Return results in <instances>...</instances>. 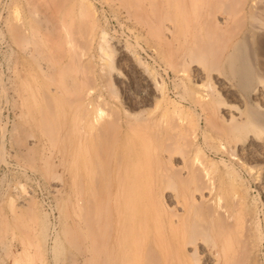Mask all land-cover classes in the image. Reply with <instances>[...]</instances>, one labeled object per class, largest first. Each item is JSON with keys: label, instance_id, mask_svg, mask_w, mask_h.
Masks as SVG:
<instances>
[{"label": "rangeland", "instance_id": "1", "mask_svg": "<svg viewBox=\"0 0 264 264\" xmlns=\"http://www.w3.org/2000/svg\"><path fill=\"white\" fill-rule=\"evenodd\" d=\"M23 25L33 30L32 36L27 37L25 42L21 37L25 28ZM139 27L140 25L118 3H109L106 0H0V264H57L52 259V241L58 237V241L68 248L67 236L64 232L65 226L75 229L79 223H83L88 191L87 172L84 168L86 159L84 156L81 158L80 177L76 186L72 160L68 154H63L69 147V136L67 138V133H65L64 137V130L70 128L72 117L75 114L74 107L69 104L74 96L72 94L74 92L69 88L70 84H73L71 81L77 79L76 81L80 80L84 83L85 78L87 80L88 76L94 74L98 80L92 77L97 82L89 77L83 84V89L84 87L87 89L86 87L95 83L98 85L95 87L96 92L105 94L106 98L112 100L113 105L116 104L119 109L133 108L132 110L136 113L143 112L141 114L143 117L140 116L141 120H139L144 124L138 120L135 121L138 122L137 124L133 123L136 130L144 129V132L149 130L148 120H151L153 125L147 132L155 130V127L158 129V131L156 129L151 132L154 141H156L152 142L153 138L149 139V142L147 141L142 150L140 149L136 154L140 157L139 166L142 165V168L138 166V171L141 168L143 170H140L141 172H145V170L151 172L153 180L150 183L153 186L155 185L154 180L157 178L155 175L166 172L165 168L168 166L181 169L186 177L189 171L188 167H191L192 164L197 169L199 168L202 177L200 180L203 181H198L200 184L196 182V185L191 184L186 187L179 181L180 187H166L162 195L161 189L155 185L154 191L156 192L153 196L161 200L167 211L174 210L182 213L181 207L184 208L183 203L188 199L189 192L194 191L196 200H199L201 190H204L206 199L205 201L202 199L204 205H201L212 206V208L223 205L228 213H233L234 218L231 221L236 225L233 242L235 239L244 238L250 229L254 235H257L253 236L255 239L253 240V242L255 241V245L253 243L254 250H252L247 264L254 262L264 264V145L251 144L248 146L246 143H242L241 147L234 146V143L231 142L219 148L210 145L209 141H203L204 138L201 134L206 126L202 111L200 108H197L196 112L194 109L191 110L190 108H194V104L189 101V97L182 98L181 94L185 84L190 87L196 86L192 81H199L200 84L206 81V83L215 84L216 88L220 89L222 86L219 82L226 77V68L225 70L223 67L215 69L209 63H207L208 65L199 63L200 68L192 65L186 67L187 73L186 71L175 73L168 62L162 59L149 44L145 45L147 43L142 38L144 36L147 38V35L143 28ZM27 32L30 30L27 29ZM138 34L139 37H142V40L140 39L142 43L135 41V36ZM89 37L92 38V41ZM69 40H73L72 45L69 44ZM99 43H103L106 47L103 57ZM70 45H74L73 49ZM38 52L43 56L36 54ZM89 58H93L92 62L94 61L90 65ZM66 61L71 63L75 61V64L65 63ZM146 65L149 66L146 68ZM47 66H51L56 72ZM61 67L64 69L59 71ZM77 67L78 69H76ZM91 67H95L93 71ZM100 69L103 70L104 75L99 74L102 73ZM109 73L110 75H107ZM70 75L73 76V79L69 78ZM105 80L107 83L104 82ZM176 80L181 83L179 87L181 89L176 87ZM68 82H70L69 86ZM102 83L103 85L105 83V86L101 85ZM95 84L93 85L96 86ZM159 90H162L161 94H159ZM111 92L117 94L113 93L111 96ZM202 93L205 94V92ZM216 93L230 103L236 104L235 98L228 95L227 92H207V95L213 97ZM42 95H50L54 100L53 111L59 129L54 140H51L40 128L38 103L46 99V96ZM151 96H153L152 99H155L152 100ZM156 99H162V101ZM157 101L160 103H157L156 107ZM136 104L137 108H135ZM108 109L110 108L106 110ZM147 112L150 115L153 114L149 115L151 119L149 116L147 117ZM220 113L221 110H218L219 116L213 117L217 122L219 121L217 119H220ZM163 114H169L172 121L168 119V116L164 117ZM179 116L186 121L183 129H188V126L186 127L188 123L193 125L196 122L194 119H198L199 116L201 130L197 131L196 142L191 145V148L189 145H185V137H181V143L179 142L181 146L179 145L175 150L182 148V153L173 150L170 165L169 160L164 156L165 153H160L159 156L160 158L162 156L163 160L156 158V155L158 156L161 151L158 143L163 131L167 132L170 129L172 132L180 131L178 119H182ZM189 117L193 119L194 123L190 120L187 121ZM155 118L158 122L164 120V122H159L160 124H165L166 120H169L170 124H165L168 129L166 130L165 125L160 129L159 123V126H156ZM139 124L143 125L139 126ZM153 126L155 127L153 128ZM192 130H188L189 133ZM208 132L205 134L209 137L212 132ZM83 145H86V142ZM194 145L197 146V150ZM28 147L31 149L27 150ZM187 147H189L187 149L189 152L185 151ZM190 158L192 160H189ZM185 160L193 162L187 164ZM202 165H205L206 170ZM207 173L208 176L204 177ZM208 177H211L214 184L209 181L211 179L207 180ZM204 184L206 187L212 188L211 193L209 188L201 189L205 187ZM207 189L209 193H207ZM158 202L160 204V201H155L157 211L159 210ZM162 219L165 225L166 217L163 215ZM258 226L260 231L257 230ZM212 230H210V235L215 236H213L214 240L210 235L209 237L212 239L200 240L199 249L202 248L204 251L199 250L200 264H224V261L221 260H224L222 255L226 254L225 252H229L224 256L225 260L228 256L230 257L232 248H228V244L223 245L222 238L223 240L225 238L218 232L216 226ZM45 235H48L47 243L44 240ZM219 235L221 237H218ZM216 242L219 245H216ZM221 244L224 246L223 250ZM46 245L47 247H45ZM239 245L241 246L236 242L233 247L236 248ZM225 247L229 251L222 252L227 250ZM217 250H219L218 253L222 252V255L219 253L218 258L215 255ZM221 256L222 258H220ZM82 258L83 254H79L80 261ZM66 263L72 264L67 258Z\"/></svg>", "mask_w": 264, "mask_h": 264}, {"label": "bare ground", "instance_id": "2", "mask_svg": "<svg viewBox=\"0 0 264 264\" xmlns=\"http://www.w3.org/2000/svg\"><path fill=\"white\" fill-rule=\"evenodd\" d=\"M106 1H109V3H118L119 6L140 25L139 28H143L147 38L145 36L143 38L139 37L138 34V36H135V41L140 43L141 38L143 41L145 39L147 43L145 45L149 44L162 59L168 62L170 68L175 70V73L184 71L187 73L186 67L192 65H196L197 68H200L198 65L199 63H209L212 67H215V69L217 67H219L218 69L223 67V70H225L226 68L225 71L227 72L225 78L227 79L223 78L219 82L222 86L220 89H217L215 84L206 83V81H203L201 84L199 81V83L197 81H192L196 84V86L193 85V87L187 84L184 85L182 82L185 86H182L184 88V90L181 91L182 98H190V100H188L194 104V108L190 106L191 110L194 109L196 112V109L200 108L202 111L200 112L204 117L206 126L204 127L205 130H203L204 136L201 134L204 138L203 141H209V143H211L210 145L219 148L231 142L234 143V146L239 145L241 147L242 143H246L248 146H251V144L259 146L264 145V0ZM24 27L23 36L21 35V37H23V41L25 42L27 37L32 36L33 30L26 26ZM27 29H29L30 32H27ZM89 39L92 41V38L89 37ZM72 41L73 40H69V44L72 45ZM71 45L70 47L72 48L74 45ZM99 45L103 57L104 53H106V47L103 43H99ZM36 54H39V52ZM40 56L42 57L43 55ZM73 56L75 57V55ZM36 58H38L37 55ZM71 58L68 59L72 60ZM92 60L93 58H89V65L94 62H92ZM68 62L69 61H66L65 63ZM148 66L146 65V68ZM211 66L210 68H212ZM47 67L52 69L51 66ZM95 67H91L92 71ZM109 68L111 70V67ZM63 69L64 67H61L59 71ZM73 69H75V67ZM76 69H78V67ZM52 70H54V68ZM100 71H102V73L100 72L99 74H103V70L100 69ZM198 72L200 73V71ZM202 72H204L203 69ZM94 75L88 76V78L92 76L95 77L96 75ZM107 75H110V73ZM75 76H77V74H75ZM208 76L210 77V75ZM93 77L92 79H94ZM69 78L73 79V76L70 75ZM85 79L83 80L85 81L84 83L87 81ZM96 79L98 80V78ZM76 80L77 79H75V81L70 80L73 84H70V82L67 84L68 86L70 84L69 88L74 92L72 93L74 96L71 98L72 100H70L69 104L74 107L73 110L75 114L72 117L70 128L67 130L65 129L66 127L63 128L66 130V132L64 130V137L65 133H67V138L69 136V147L63 154H68L72 160V170L76 186L78 185V179L80 177L81 158L84 156L86 159L84 164L88 179V191L85 200L86 210L83 223H79L75 229H70L66 226L64 228L65 235L67 236L68 248L63 245L62 242L58 241V237L52 241V259L57 264H67L66 258L69 259L72 264H200L199 250L202 249H199L201 245L200 240H208V238L213 237L214 235H210V230L216 226L218 232L225 238V240L222 238L223 245L225 246L228 244L230 246H228V248H232L230 249V257L228 256L226 260L224 256L227 253L229 254V252L225 251H229V249L225 247L227 250L222 251L226 253L224 255H222V252H219L224 259L221 261H224V264H247L250 259V254L252 250H254V237L257 235H254L251 229V231L247 230L248 233L244 238H239L240 240L235 239L237 243L241 244V246L239 245L240 249H238L239 246L234 248L233 245L236 242H233V237L235 235H233V233H235L234 227L236 225L231 221L234 218L232 216L233 213L231 211V213H228L223 205H214L215 208H212L211 205V207L208 205V207H204L203 203L206 199L204 198L206 195V193L205 195L203 193L205 192L204 190H201L199 195L200 201L204 199L202 202L196 200L194 191L189 192L190 195L188 194V199L183 203L184 208L181 207V210L183 209L182 213H178L174 210L167 211L163 203H161V200L153 196L156 192L154 191L155 185L161 189L160 192L162 195L166 187L174 188L175 186L178 188V183L180 184V182L182 185L188 187L191 184L196 185V182L199 183L198 181H202L200 180L202 177L199 173V168L197 169L196 166H193V161L190 163L187 162L188 160H185L187 164H192L194 167H188L189 171L187 169V177L183 175L181 169H175V167L170 168V166H168L165 168L166 172L155 175L157 178L154 180L155 185L153 186L150 183L153 180L151 172L148 170L141 172L143 170L141 169L142 165L139 166L140 157L136 155L140 149L142 150L143 145L149 139L153 138L151 132L154 129H152L151 132H147L150 131L151 125H153L150 122L151 120L147 121V123L149 122L148 125L150 124V128L145 124L149 130L145 132L142 128V130H136L133 123L137 120L141 122L140 116H142L141 114L143 112L139 113L141 112L139 111L136 113L132 110L133 108L119 109L115 103V105H113L111 102L112 100L110 101L108 97L106 98L105 94L104 96L101 92H96L95 87L98 85L92 83V86L86 87L87 89L84 87V90L82 87L84 83L80 80L79 82ZM97 80L95 81L94 79V82H97ZM101 81L103 82V80ZM177 81L178 80H176L175 83L176 87L181 89L179 88L181 83ZM104 82L107 83L106 80ZM105 83L101 85L105 86ZM150 84H148V86H150ZM158 89L159 88L156 90ZM162 90H159L160 93L159 91L158 93L161 94ZM202 92H205V94ZM207 92H227L228 95L235 98L236 104L230 103L221 95H217V93L213 97H208L209 94L207 95ZM113 93L111 92L110 95H113ZM42 96H46V99L42 98L44 100L38 103L40 110V128L43 130L44 134L51 140H54L59 130L53 111L54 100L50 95ZM152 97L153 96H151V99ZM162 99L164 98L162 97ZM162 99L156 100L161 102ZM137 101L139 102V100ZM159 101H157L155 105L160 103ZM43 102L44 104H42ZM179 104L181 105L180 102ZM157 106L158 105H156V107ZM105 107L106 109H110L106 110ZM135 108H137V104ZM218 110H221V113L220 119H217L219 120L217 122L214 118H216L215 116H219L217 114ZM149 113L148 115L146 114L147 117L150 115ZM163 115L165 117L169 114ZM150 116L149 119H151ZM199 116L198 119L196 118L197 120L194 119L196 121L195 123L190 117L188 120L185 119L188 122L190 120L194 123L193 125L190 123V126L187 122L188 124L186 123V127L188 126V129H183L186 121L179 116L182 119H178L179 132L174 129V126L173 130L176 131H173L174 133L171 129L167 132L165 131L166 133L163 131L164 134L162 132L160 136V144L158 143L160 147L159 150L161 151L158 153V156L156 155V158L158 157L157 159L159 160L162 159V156L161 158L159 157L161 155L160 153H165L166 155L164 156L167 157L170 163L173 150L175 152L181 151L182 153V148H179L180 150H175L176 147H179V145L181 146V144H179L181 137H185V145H189L191 148V145L196 142L197 131L200 132L201 130ZM168 119L171 120L170 117ZM172 119L174 121V118ZM156 121V126H159V122H164V120L159 122L158 120ZM168 121L166 120L165 124L169 123ZM143 124H139V126ZM165 124L161 123L159 128L161 127L160 129H162V126L164 127ZM170 126L172 127V125ZM154 127L155 126H153V128ZM166 127L167 125H165V128ZM156 129L155 127V130ZM167 129L168 128H166V130ZM188 130L192 131L189 133ZM208 131L212 132L209 137L205 134ZM49 138L47 139L50 140ZM152 140V142L156 141H154V138ZM84 142H86V145H83ZM189 147H187L185 151L189 149ZM196 147L197 146H195V149L197 150L198 148ZM28 148L27 150L31 149V147ZM188 155L190 154L188 153ZM196 159H198V157ZM189 160H192V158ZM194 162L196 163L195 159ZM183 164L185 163L183 162ZM138 166L141 167L139 171ZM185 168H183V170H185ZM204 168L206 170V167ZM170 170L173 173L169 172ZM207 176L208 173L204 177ZM209 179H211V177H208L207 180ZM209 181L213 182L212 179ZM211 184H214V182ZM204 186L205 187L201 189L209 188V186L206 187L205 184ZM197 187L199 188L198 184ZM197 187L196 189H198ZM209 189L211 193L212 188L210 187ZM207 193H209L208 189ZM156 200L160 201V204L158 202V211L155 206ZM163 215L166 217L165 225L163 224ZM21 226L23 228V224ZM257 230L260 231L259 226ZM212 231L211 233L213 234ZM209 235L211 237H209ZM221 235L218 237H221ZM47 238L48 235H45L44 240L46 243ZM213 242L215 243V241ZM216 245L219 244L217 243ZM45 247H47V245ZM218 251L219 250H217L216 254L214 253L217 258L220 255ZM79 254H83L82 261L79 259ZM222 256L220 258H222ZM252 264L256 263L254 262Z\"/></svg>", "mask_w": 264, "mask_h": 264}]
</instances>
